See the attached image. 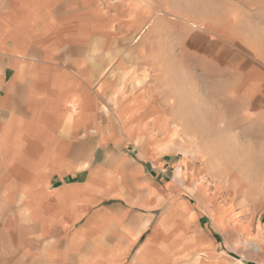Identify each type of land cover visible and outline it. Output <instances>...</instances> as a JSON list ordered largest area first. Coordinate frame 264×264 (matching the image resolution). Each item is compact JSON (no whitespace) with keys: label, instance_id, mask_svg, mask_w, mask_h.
I'll list each match as a JSON object with an SVG mask.
<instances>
[{"label":"crops","instance_id":"obj_1","mask_svg":"<svg viewBox=\"0 0 264 264\" xmlns=\"http://www.w3.org/2000/svg\"><path fill=\"white\" fill-rule=\"evenodd\" d=\"M193 1L0 0V211L12 260L227 261L210 210L166 181L170 149L151 146L150 131L170 120L139 77L141 45L187 44L189 25L219 26L221 0ZM226 1L264 27V0Z\"/></svg>","mask_w":264,"mask_h":264},{"label":"rangeland","instance_id":"obj_2","mask_svg":"<svg viewBox=\"0 0 264 264\" xmlns=\"http://www.w3.org/2000/svg\"><path fill=\"white\" fill-rule=\"evenodd\" d=\"M227 3L220 1L213 31L187 27V44L141 45L147 65H140L139 77L170 120L155 118L150 131L151 146L170 149L166 181L177 195L210 210L220 231L215 239L227 255L222 264H264V27L258 12L235 16ZM2 215L0 264H25L7 252L13 245L2 232ZM210 215L203 218L207 227Z\"/></svg>","mask_w":264,"mask_h":264},{"label":"bare ground","instance_id":"obj_3","mask_svg":"<svg viewBox=\"0 0 264 264\" xmlns=\"http://www.w3.org/2000/svg\"><path fill=\"white\" fill-rule=\"evenodd\" d=\"M262 44V43H261ZM193 128V127H192ZM177 262V261H176Z\"/></svg>","mask_w":264,"mask_h":264}]
</instances>
